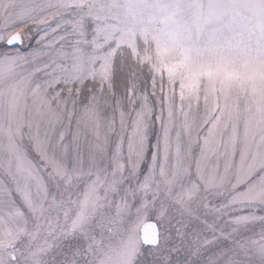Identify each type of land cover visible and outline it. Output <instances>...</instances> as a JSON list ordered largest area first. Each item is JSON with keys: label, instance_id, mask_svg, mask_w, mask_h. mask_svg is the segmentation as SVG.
Instances as JSON below:
<instances>
[{"label": "snow or ice", "instance_id": "obj_1", "mask_svg": "<svg viewBox=\"0 0 264 264\" xmlns=\"http://www.w3.org/2000/svg\"><path fill=\"white\" fill-rule=\"evenodd\" d=\"M0 264H264V0H0Z\"/></svg>", "mask_w": 264, "mask_h": 264}]
</instances>
